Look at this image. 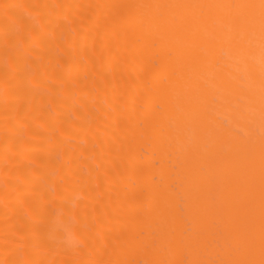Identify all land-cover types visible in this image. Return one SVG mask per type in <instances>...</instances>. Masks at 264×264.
I'll return each instance as SVG.
<instances>
[{
    "label": "bare ground",
    "instance_id": "1",
    "mask_svg": "<svg viewBox=\"0 0 264 264\" xmlns=\"http://www.w3.org/2000/svg\"><path fill=\"white\" fill-rule=\"evenodd\" d=\"M0 264H264V0H0Z\"/></svg>",
    "mask_w": 264,
    "mask_h": 264
}]
</instances>
